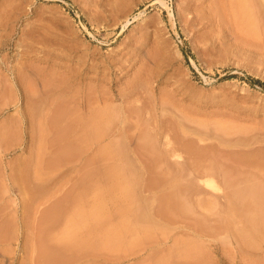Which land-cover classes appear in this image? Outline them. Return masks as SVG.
<instances>
[{
    "label": "rangeland",
    "instance_id": "1",
    "mask_svg": "<svg viewBox=\"0 0 264 264\" xmlns=\"http://www.w3.org/2000/svg\"><path fill=\"white\" fill-rule=\"evenodd\" d=\"M0 264H264V0H0Z\"/></svg>",
    "mask_w": 264,
    "mask_h": 264
}]
</instances>
